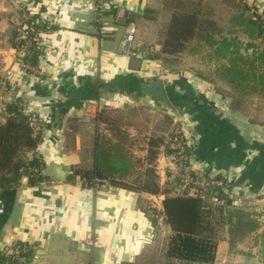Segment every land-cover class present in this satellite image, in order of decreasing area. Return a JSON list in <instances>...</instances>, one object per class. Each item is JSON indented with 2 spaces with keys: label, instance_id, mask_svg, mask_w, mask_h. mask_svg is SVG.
Segmentation results:
<instances>
[{
  "label": "crops",
  "instance_id": "1",
  "mask_svg": "<svg viewBox=\"0 0 264 264\" xmlns=\"http://www.w3.org/2000/svg\"><path fill=\"white\" fill-rule=\"evenodd\" d=\"M13 1L0 0L1 35L12 28ZM248 2L264 11V0ZM152 3L113 0L100 8L96 0H18V28L39 33L45 60L41 63L36 53L28 57L42 71L35 74L20 71V51L18 62L8 57L5 76L15 96H3L10 88L0 87V123L16 99L24 112L44 120L42 141L21 154L25 161H42L44 179L21 177L11 213L0 226L2 260L18 246V264H264L259 242L264 227L259 210L264 207V119L258 112L264 95L247 94L258 97L251 105H237L217 95L212 88L216 80L210 85L195 73L167 68L158 55L161 43L146 44L139 35ZM131 23L143 57L117 55L125 48L122 38ZM0 47L14 51L12 45ZM157 80L164 82L167 101L150 88ZM167 116L170 127L175 119L184 122L198 169L223 171L233 180L227 207L242 210L255 224L236 233L237 222L228 218L217 231L211 263L167 256L172 229L162 193L139 192L109 180L92 187L71 175L74 167L94 166L101 138L122 143L133 160L144 163L150 139L166 133ZM155 164L161 189L166 183L171 189L165 140Z\"/></svg>",
  "mask_w": 264,
  "mask_h": 264
},
{
  "label": "trees",
  "instance_id": "2",
  "mask_svg": "<svg viewBox=\"0 0 264 264\" xmlns=\"http://www.w3.org/2000/svg\"><path fill=\"white\" fill-rule=\"evenodd\" d=\"M148 11L152 10L147 8L145 13ZM145 16L148 17L146 14ZM238 16L241 19L238 23L246 26L244 30L248 36H264V11L253 16L241 12ZM210 27L215 30L209 31ZM215 31L219 32L221 29L214 20L205 17V13H200V10H174L165 26V35L158 55L165 66L172 70L171 64H175L181 56L197 57L207 53L213 60H223L222 72L232 84L233 90L239 92L242 97L255 92L264 95V50H258L254 43L249 42L245 52H242V43L237 37H217ZM13 44L16 45L14 42ZM249 48H252L251 52H247ZM204 82L210 85L212 83L206 80ZM212 88L216 89L214 86ZM218 91L217 93L220 92ZM7 110L5 123H0V193L4 203L0 226L11 213L21 177L26 175L31 182L44 179L42 161L39 158L25 161L21 156L25 150L38 146L42 141L41 133L35 132L31 121L18 103H9ZM169 119L167 116L165 132L170 130L168 136L166 137L165 133L150 139L145 161L147 166L144 169L141 170V167L145 162L140 159L133 160L122 143H110L101 138L96 143L94 166L88 169L74 167L71 175H79L87 180L98 177L131 190L165 194L166 197L162 201L163 211L172 229L166 246L167 256L211 263L216 257L218 226L220 222H224L223 219L220 221L216 218V212L222 211L225 206H213L199 197L171 195L170 188L161 189L155 161L159 145L165 140V148L167 146L172 128ZM225 178L230 179L227 176ZM229 183L231 186L234 184L231 179ZM222 195L226 196V205L230 206L231 198L225 192H222ZM234 212L232 218L240 230L249 231L255 226L253 220L248 219L242 210L234 209ZM259 242L264 259V227Z\"/></svg>",
  "mask_w": 264,
  "mask_h": 264
},
{
  "label": "rangeland",
  "instance_id": "3",
  "mask_svg": "<svg viewBox=\"0 0 264 264\" xmlns=\"http://www.w3.org/2000/svg\"><path fill=\"white\" fill-rule=\"evenodd\" d=\"M248 3V0H153L152 4L154 8H148L152 11H148L146 13V15H148V17H146V19H148L147 24H142L140 27V39L144 41V43L149 45H153L158 42L162 43L165 35V26L169 20L170 13L174 10L183 11L192 9L198 11L200 10V13H205V17H208V19L214 20L216 22L217 27L221 29V31L219 32L215 31L217 37L222 35L230 38L237 37V39H239V41H241L242 43V48L240 49L242 52H245V49L249 42L254 43L257 46L258 50H264V36H256L254 38H251L250 36H248L246 30H244L246 29V26L239 25L238 23L241 20L238 16L241 12L245 13V15L252 16L253 14L255 15L258 13L256 8L250 7ZM12 6L16 11V15L14 18H12L11 21L12 28L4 35L0 34V45L3 46L7 44V47H10L12 45V48L14 49V51L8 49L7 52H4L2 47H0V87L10 88L6 89L5 92L3 91L5 90L4 88L2 90L4 92H2L3 96H9V94L11 95L9 96L11 97L9 99H13L15 94L14 89L12 88V85L9 83L8 78L5 76V74L8 72L7 68L10 67V63H7V59L9 56H12V58H14L13 60H16L18 62V0H14L12 2ZM208 29L209 31L215 30L212 27ZM13 42L16 43L15 46ZM251 51L252 48H249L247 50V52ZM45 53L46 50L43 52H36L38 58L41 60V63L45 60ZM222 61L223 60H213V58L209 54L204 53V55L200 54V56L197 57L181 56L180 59L177 60L175 64H171L170 67L174 68H172V70L189 71L195 73L201 76L206 81L214 82L216 80V82H214L213 84H215L216 91H220H218L219 93H217L218 96L223 95L225 99H227L228 101L230 100L231 102L233 101L237 105H251L250 102L254 101L258 96L245 95L244 100H241L242 96H239L240 93L237 94V91L233 90L232 84L226 79V76L222 72ZM20 71L24 72L23 70ZM24 73L28 72L25 71ZM6 75L8 76V74ZM213 77L215 79H212ZM260 99L261 108H259L258 112L261 114V119H264V97H261ZM180 123L183 128L186 129L184 122L181 121ZM169 131V129L166 131V137L168 136ZM191 164L195 168H200L196 165L194 157L192 158ZM222 172L223 171H221L222 176L228 177L225 172ZM162 189H169L167 187V183L166 185L164 184ZM261 209L262 207L259 210ZM234 213V209L228 207H225L220 212H216V218L220 221L223 219L224 221L222 224L220 222L218 230H222L223 225L226 224L227 219L232 218V214ZM262 220L263 219H260V221L263 223ZM235 232L241 233L243 231L237 228L235 229Z\"/></svg>",
  "mask_w": 264,
  "mask_h": 264
},
{
  "label": "built area",
  "instance_id": "4",
  "mask_svg": "<svg viewBox=\"0 0 264 264\" xmlns=\"http://www.w3.org/2000/svg\"><path fill=\"white\" fill-rule=\"evenodd\" d=\"M113 0H96L98 7L111 4ZM119 15H124V10L117 9ZM137 28L134 24H129L122 38L125 48L117 53L118 56H145V51L136 44ZM18 51H20V67L25 71H32L35 74H41L40 68L32 66L27 60L28 57L36 52L44 51V42L39 37V33L32 27L18 29ZM23 109V103L20 100H14ZM35 132L41 133L44 128V120L41 117L25 112ZM86 120H89L86 118ZM166 155L172 164V175L168 179L171 184L172 194L187 195L199 197L203 201L213 206H227L226 196L222 192L228 193L230 179L227 180L222 174L204 171L192 166L191 161L194 157L193 147L187 139L186 130L180 121L175 119L172 124L171 133L168 137V143L165 148ZM107 181L94 177L91 180L83 179L87 186L96 187L100 183ZM228 195V194H227ZM4 212V203L0 193V217ZM260 218L264 221V207L260 210ZM89 242V239H86ZM6 260L0 258V264H18L21 256V250L18 246L4 253Z\"/></svg>",
  "mask_w": 264,
  "mask_h": 264
},
{
  "label": "water",
  "instance_id": "5",
  "mask_svg": "<svg viewBox=\"0 0 264 264\" xmlns=\"http://www.w3.org/2000/svg\"><path fill=\"white\" fill-rule=\"evenodd\" d=\"M150 88L155 91V93L160 97L161 99L167 101L168 96L167 92L165 89L164 82L162 80H157L154 81L151 85ZM162 199H164L166 196L164 194L161 195Z\"/></svg>",
  "mask_w": 264,
  "mask_h": 264
}]
</instances>
